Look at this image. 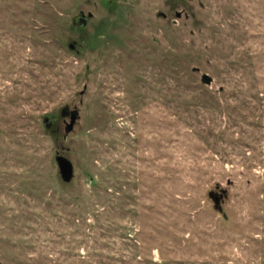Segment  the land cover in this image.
<instances>
[{
  "label": "rangeland",
  "instance_id": "rangeland-1",
  "mask_svg": "<svg viewBox=\"0 0 264 264\" xmlns=\"http://www.w3.org/2000/svg\"><path fill=\"white\" fill-rule=\"evenodd\" d=\"M0 264H264V0H0Z\"/></svg>",
  "mask_w": 264,
  "mask_h": 264
},
{
  "label": "water",
  "instance_id": "water-1",
  "mask_svg": "<svg viewBox=\"0 0 264 264\" xmlns=\"http://www.w3.org/2000/svg\"><path fill=\"white\" fill-rule=\"evenodd\" d=\"M178 16H180V14H178ZM81 21H82L83 25L87 24V19L81 18ZM70 48L74 49L75 45L71 44ZM203 81L206 84L210 85L212 83L213 79L209 75H205L203 78ZM62 115L64 117L70 115L71 122L66 127V133L72 132L74 129L75 123L78 119L79 112L76 110L75 111H69L68 109H64L62 112ZM57 162H58V165L60 167V171L62 173L63 179L67 182L71 181V179L73 177V165H72V163L70 161H68L66 158L61 157V156H59L57 158ZM216 203L219 204L218 199H216Z\"/></svg>",
  "mask_w": 264,
  "mask_h": 264
},
{
  "label": "trees",
  "instance_id": "trees-1",
  "mask_svg": "<svg viewBox=\"0 0 264 264\" xmlns=\"http://www.w3.org/2000/svg\"><path fill=\"white\" fill-rule=\"evenodd\" d=\"M210 196H211L212 199H214L216 208L219 209L221 207L220 206V202H219V204L216 203V199H219V197L215 196V193L214 192H211L210 193Z\"/></svg>",
  "mask_w": 264,
  "mask_h": 264
}]
</instances>
